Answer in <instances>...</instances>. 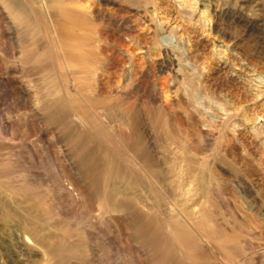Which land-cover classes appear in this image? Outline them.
I'll list each match as a JSON object with an SVG mask.
<instances>
[{"label": "rangeland", "instance_id": "obj_1", "mask_svg": "<svg viewBox=\"0 0 264 264\" xmlns=\"http://www.w3.org/2000/svg\"><path fill=\"white\" fill-rule=\"evenodd\" d=\"M0 264H264V0H0Z\"/></svg>", "mask_w": 264, "mask_h": 264}, {"label": "bare ground", "instance_id": "obj_2", "mask_svg": "<svg viewBox=\"0 0 264 264\" xmlns=\"http://www.w3.org/2000/svg\"><path fill=\"white\" fill-rule=\"evenodd\" d=\"M64 21H65V25L67 27H64L61 23H58L57 29H58V32L60 34L59 36H61L60 38H62V40L64 42L69 43L68 44L69 57L70 58H79V59H82V61H87L88 58H93L95 56V53H94V51H91L90 47L88 46V44L91 41V37L90 36H83V35L79 34V32H77V30L73 27V24L81 25L83 22L79 23L77 18L75 19L76 22L75 21H70L68 19H64ZM75 45L79 46L80 47V51H82L80 54H77V56H73V53H72V50H71V48L73 46H75ZM132 56L133 55L130 53L129 57L132 58ZM118 65L123 67V63H119ZM157 86L158 85L155 84V83L152 85L153 89H155V92H156V89L158 88ZM155 92L152 95V99L154 100V102L159 103V95H158L159 93L156 94ZM164 100H167V99H164ZM166 103L167 102H165V103L163 102L164 105H166ZM167 105H168V103H167Z\"/></svg>", "mask_w": 264, "mask_h": 264}]
</instances>
